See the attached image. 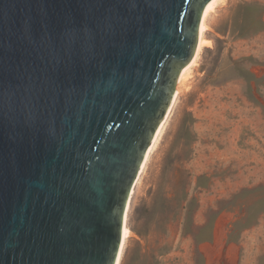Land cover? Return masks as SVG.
Listing matches in <instances>:
<instances>
[{
	"label": "water",
	"instance_id": "water-1",
	"mask_svg": "<svg viewBox=\"0 0 264 264\" xmlns=\"http://www.w3.org/2000/svg\"><path fill=\"white\" fill-rule=\"evenodd\" d=\"M209 1L0 0V264H115Z\"/></svg>",
	"mask_w": 264,
	"mask_h": 264
},
{
	"label": "rangeland",
	"instance_id": "rangeland-1",
	"mask_svg": "<svg viewBox=\"0 0 264 264\" xmlns=\"http://www.w3.org/2000/svg\"><path fill=\"white\" fill-rule=\"evenodd\" d=\"M259 19L264 25V0H224L210 15V45L130 191L132 235L119 264H264Z\"/></svg>",
	"mask_w": 264,
	"mask_h": 264
},
{
	"label": "bare ground",
	"instance_id": "bare-ground-1",
	"mask_svg": "<svg viewBox=\"0 0 264 264\" xmlns=\"http://www.w3.org/2000/svg\"><path fill=\"white\" fill-rule=\"evenodd\" d=\"M223 1L224 0H210L207 3V5L205 6L203 13H202V16H201L200 24H199L198 40H197V45H196L194 55L191 58V60L189 61V63H187L181 69V71L178 75L176 88H175V94L173 96L170 107H171L172 103H174V101L176 100V97L179 93V89L181 88V86H183L185 84L187 78L190 76L192 67L197 64V59H198L203 47L210 45V41L206 37L207 31L209 30L208 20H209L210 15L214 12L217 5ZM170 107H169V109H170ZM169 109H168L167 113L169 112ZM167 113L165 114V116L167 115ZM165 116H164L163 120L161 121V123L159 124V126L155 132V135H154V137H153V139H152V141H151V143H150V145H149V147L145 153L143 162L139 168V170L141 169V171L145 165V162L148 159L150 152L153 150V148L155 147L157 141L159 140V138L161 136V133H162L164 126H165V123L167 121V118ZM132 191H133V189H132ZM132 191H131V193H132ZM131 193H129V196H131ZM128 202L129 201L127 200V204H126L124 216H123L121 243H120V247H119V251L117 254L115 264H119L121 256H122V251H123L124 245H125L126 241L128 240V238L132 235V231L129 229L128 225L126 224V214H127V210H128V208H127Z\"/></svg>",
	"mask_w": 264,
	"mask_h": 264
},
{
	"label": "snow or ice",
	"instance_id": "snow-or-ice-1",
	"mask_svg": "<svg viewBox=\"0 0 264 264\" xmlns=\"http://www.w3.org/2000/svg\"><path fill=\"white\" fill-rule=\"evenodd\" d=\"M170 3L175 6V10H176L175 22L173 24V27L175 29V27L178 25L180 16L182 14L181 10H182V7L185 3V0H170ZM196 23L198 24L199 21L197 20ZM177 35H180L183 39H187L186 34L177 33ZM77 38H80V37H69V41L71 42L73 39H77ZM83 39L85 40V42H88L89 40H91V37L87 33H85L83 36ZM193 48H194V46H193ZM66 103H68L69 106L72 103V93L71 92H69L66 96Z\"/></svg>",
	"mask_w": 264,
	"mask_h": 264
},
{
	"label": "trees",
	"instance_id": "trees-1",
	"mask_svg": "<svg viewBox=\"0 0 264 264\" xmlns=\"http://www.w3.org/2000/svg\"><path fill=\"white\" fill-rule=\"evenodd\" d=\"M250 5H255V4H253V3H245V5L244 6H250ZM258 23H259V27H258V30H263L264 29V25H263V23H262V21H261V19H259L258 20ZM191 210L190 209H188L187 210V217L189 216V214H191ZM217 211L216 212H214V214H213V216H212V219L217 215Z\"/></svg>",
	"mask_w": 264,
	"mask_h": 264
}]
</instances>
